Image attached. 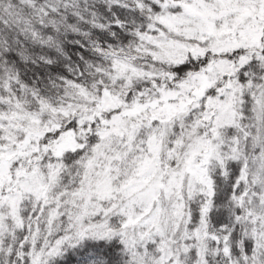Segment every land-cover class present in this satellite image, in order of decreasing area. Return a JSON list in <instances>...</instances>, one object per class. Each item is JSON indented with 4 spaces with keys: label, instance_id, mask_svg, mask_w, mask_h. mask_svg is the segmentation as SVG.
<instances>
[{
    "label": "snow or ice",
    "instance_id": "1",
    "mask_svg": "<svg viewBox=\"0 0 264 264\" xmlns=\"http://www.w3.org/2000/svg\"><path fill=\"white\" fill-rule=\"evenodd\" d=\"M0 264H264V0H0Z\"/></svg>",
    "mask_w": 264,
    "mask_h": 264
}]
</instances>
